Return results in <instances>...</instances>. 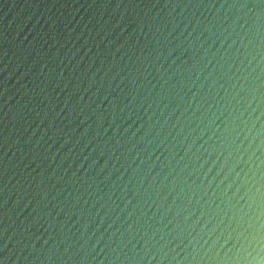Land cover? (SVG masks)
I'll return each mask as SVG.
<instances>
[{"label": "water", "instance_id": "obj_1", "mask_svg": "<svg viewBox=\"0 0 264 264\" xmlns=\"http://www.w3.org/2000/svg\"><path fill=\"white\" fill-rule=\"evenodd\" d=\"M0 264H264V0H0Z\"/></svg>", "mask_w": 264, "mask_h": 264}]
</instances>
